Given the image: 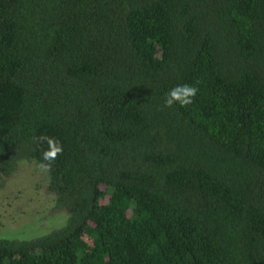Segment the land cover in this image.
Instances as JSON below:
<instances>
[{"label":"trees","instance_id":"1","mask_svg":"<svg viewBox=\"0 0 264 264\" xmlns=\"http://www.w3.org/2000/svg\"><path fill=\"white\" fill-rule=\"evenodd\" d=\"M41 135L0 264H264V0H0V185Z\"/></svg>","mask_w":264,"mask_h":264},{"label":"rangeland","instance_id":"2","mask_svg":"<svg viewBox=\"0 0 264 264\" xmlns=\"http://www.w3.org/2000/svg\"><path fill=\"white\" fill-rule=\"evenodd\" d=\"M60 210L53 209V197L46 189V174L34 162L24 161L0 185V219L2 226H17L16 231L33 223L40 215L46 216L45 227L59 224ZM38 222L34 226L40 227Z\"/></svg>","mask_w":264,"mask_h":264},{"label":"clouds","instance_id":"3","mask_svg":"<svg viewBox=\"0 0 264 264\" xmlns=\"http://www.w3.org/2000/svg\"><path fill=\"white\" fill-rule=\"evenodd\" d=\"M198 93V88L189 84H179L174 86L165 97V107H172L173 104L186 106L193 103L195 96ZM38 142L46 143L47 149L42 152L40 167L44 171H50L57 157L63 153L62 143L54 138L46 135H41L37 138Z\"/></svg>","mask_w":264,"mask_h":264},{"label":"flooded vegetation","instance_id":"4","mask_svg":"<svg viewBox=\"0 0 264 264\" xmlns=\"http://www.w3.org/2000/svg\"><path fill=\"white\" fill-rule=\"evenodd\" d=\"M0 223H2V220L0 219Z\"/></svg>","mask_w":264,"mask_h":264}]
</instances>
